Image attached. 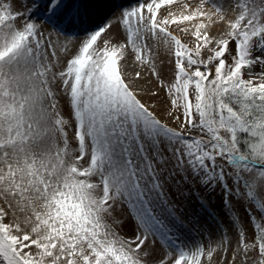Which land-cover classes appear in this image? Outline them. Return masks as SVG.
<instances>
[{"label":"snow or ice","instance_id":"obj_1","mask_svg":"<svg viewBox=\"0 0 264 264\" xmlns=\"http://www.w3.org/2000/svg\"><path fill=\"white\" fill-rule=\"evenodd\" d=\"M101 2L0 0V264H264V0Z\"/></svg>","mask_w":264,"mask_h":264},{"label":"rangeland","instance_id":"obj_2","mask_svg":"<svg viewBox=\"0 0 264 264\" xmlns=\"http://www.w3.org/2000/svg\"><path fill=\"white\" fill-rule=\"evenodd\" d=\"M130 1H131L130 3L128 2V0L123 1V3L117 2V3H114L113 6L115 8H117L118 10H121V9H123L125 7L130 8V5L133 4L134 1H136V0H130ZM135 4H137V2L134 3V5ZM115 5H117V6H115ZM93 19L95 20V16H93ZM105 38H107V37H105ZM183 38L185 39L186 42L190 39V37H183ZM131 61H133L132 60V54H131ZM137 71L141 72V79L138 81V83H139L140 89L142 90L141 91V99H142V101L145 102V103H155L157 105L155 111H157V113L159 114L164 109V107L166 105V100H165V98L163 96V92L158 88L155 78L150 74V72H149L147 67L136 66L134 68H131L130 69V73L128 74L129 78H131V76L134 75V73L137 72ZM149 79L153 82V85L150 86V87H148V84H147ZM151 91H158L161 94H160L159 97H152L150 95ZM145 92L148 93L151 96V98H148V99L144 98L143 94H145ZM197 188L201 192L202 196L206 195L204 193V190L199 188V185H197ZM169 193L171 194L172 199L175 201V203L179 207L184 209L183 215H185V216L189 215V214H187V212L193 211V209L194 208L196 209L197 206H198L196 204L195 199L193 197H191V196H189V197H181L179 200H176L175 199V192H173L170 187H167L166 188V195H168ZM220 199H221V197H220L219 190H217L216 192H213L210 196H207V198L205 200V205H206L208 211L207 212L203 211L204 214L207 215L208 212H211L213 214V216H216V217L218 216L219 217V215L215 214V213H217V214H221V216L219 218H222V213L220 211H218V209L220 207ZM240 214H242V210H240ZM119 215L125 221V223L123 225V233L126 234V235H131L132 234V232L130 230L131 229V219H130V217L127 214V209H125V211L123 213H119ZM178 215H179V213H178ZM206 217L207 216H205V218ZM152 239H153V237H150V241L149 242H151ZM156 247L158 249H160V241L158 239H157Z\"/></svg>","mask_w":264,"mask_h":264},{"label":"bare ground","instance_id":"obj_3","mask_svg":"<svg viewBox=\"0 0 264 264\" xmlns=\"http://www.w3.org/2000/svg\"><path fill=\"white\" fill-rule=\"evenodd\" d=\"M123 1H126V0H103V2H101V3H99V4H96V5H92V7H93V9H94L96 12H98L99 15H101V16H105V15H107L108 13L115 12L116 16L119 17L120 14H121V10H122V9H121V10H118L117 8H115V7L113 6V4H114V3H117V2H119V3H123ZM128 2L130 3L131 1L128 0ZM136 2H137V0L134 1V3H136ZM195 2H196V0H192V3H195ZM29 3H31V0H29ZM134 3L130 5V8L125 7V8H123V9H131L132 7H136L137 4L134 5ZM118 5H119V4H118ZM115 6H117V5H115ZM95 19H97L96 16H95ZM213 34H217V33H216V30H213ZM53 39H57V38L54 36ZM64 42H65V37L60 36V37L58 38V43H59L60 45H63ZM68 46H69V47H72V43H69ZM131 54H132V53L129 51L128 59H127V61H126V63H125V72H127V74L130 73V69H131V68H134V67H136V66H139V65L135 64L133 61H131ZM160 58L166 60V57H164L163 54H161V57H160ZM146 83H147V82H146ZM138 84H139V83H138ZM147 84H148V87H150V86L153 85V82L149 79ZM148 87H147V88H148ZM143 96H144V98H147V99H148V98H151V96H150L148 93H146V92H145V94H143ZM196 209H197V215L199 216L202 225H204L205 227H212V226H214V223H215V222H214L213 219H212L213 214H212V216H209L208 214H207V215L204 214V212H203L204 210H203V209H199L198 206H197ZM192 212H193V211L187 212V214H191ZM215 214H216V215H219V217L221 216V214H217V213H215ZM205 216H207V217L205 218ZM219 217L217 216V218H219ZM204 218H205V219H204ZM191 226H192V225H191ZM191 226L188 225L189 228H191Z\"/></svg>","mask_w":264,"mask_h":264}]
</instances>
